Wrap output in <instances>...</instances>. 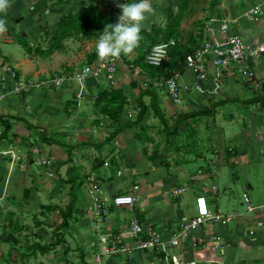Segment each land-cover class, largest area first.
Listing matches in <instances>:
<instances>
[{
    "label": "crops",
    "instance_id": "crops-1",
    "mask_svg": "<svg viewBox=\"0 0 264 264\" xmlns=\"http://www.w3.org/2000/svg\"><path fill=\"white\" fill-rule=\"evenodd\" d=\"M246 1L252 5L247 7ZM118 2L126 3L127 0ZM151 3L155 14L145 22L143 29L146 30L152 25L166 26L169 17L177 11L174 0H151ZM82 4H91L111 18H118L121 12L114 0H11V6L3 13L6 32L0 34V93L7 91L11 82L6 75L3 76L4 85H1L5 65L11 66L20 79L37 81L67 74L87 63L86 53L82 63L59 73L55 71L53 62L57 53L50 56L29 55L17 42V35L20 34L32 48L46 49L59 18L69 11H76ZM259 4L262 5V14L257 20L246 15L248 10ZM222 17L229 20L228 34H238L246 44L255 45L264 40V0H189L178 28L180 44L194 51L207 40H223L226 34L219 32L218 23L212 25L215 29L213 34L206 30L210 26V19ZM76 41L78 45L97 42ZM209 57L213 55L209 54ZM129 65L123 59L112 84L103 80L87 86L79 102L74 101L77 87L71 83L21 95L9 94L0 101V118L8 124V130H5L4 124L0 126V151H20V163L28 167L31 159L28 151L32 145L40 143L46 154L54 160L56 174L64 171L61 177H56L59 184L62 178L66 179L73 171V164L78 165L80 174L90 170L97 175L104 187L103 196L107 199L114 194L127 193L135 185L139 187L132 210L110 207L107 220L94 216L93 205L84 184L78 189L73 212L78 217L69 226L75 234L84 264H207L206 257L219 264H264V233H249L255 220L264 214V96H260L264 91L254 92L250 84L242 82L239 67L231 65L216 95L211 94L212 85L207 82L204 93L194 90L182 92V103L177 106L168 99L164 87H154L159 77L156 78L153 72L145 73L140 67L132 70ZM210 67L209 64L208 70ZM250 68L256 80L264 82V58L250 63ZM177 74L181 85L194 82L195 74L186 65ZM133 80L142 87H145L143 84L153 85L156 102L166 120H176L179 113L214 108L212 118H194L200 120V128L204 129L201 143L195 145L190 140L189 144L184 145L183 140L184 144L178 145L182 148L178 153L175 152L174 157L152 159L154 155L151 156L141 144L145 139L134 136L137 131L135 128H126L107 142L117 127L109 118L99 115L94 105L95 95L99 90L124 89L129 100L134 103L138 89H131ZM142 100L148 105L150 97L145 95ZM132 109V120L135 119L136 113L129 104L121 115V124L132 121L126 118ZM72 121L81 124V130L73 133L76 126L70 124ZM154 121L158 120L148 115L146 124L150 125ZM55 138L62 142H55ZM64 150L70 152L65 154ZM104 162L108 163L107 167L103 166ZM8 163L9 159L0 155V171L8 168ZM133 170L141 180L139 184H126ZM5 172H2L1 180H16L26 174L32 175L22 172L21 176L19 172H14L10 177ZM29 175L25 178L35 179ZM36 175L38 181L51 182L41 172ZM71 176L74 174L71 173ZM6 183L3 181V190L8 189ZM212 186L215 187L213 191ZM178 188H184V192L172 195L173 190ZM4 192L6 195L7 192ZM243 194L249 197L254 211H246ZM201 196L205 197L210 211L237 214V219L225 226L206 223L193 230L176 247L130 252L114 257L101 255L99 236L109 231L124 232L125 222L131 216L156 229L164 239H170L183 221L196 214L195 200ZM211 235L222 238L221 250L213 256L207 246L194 247L191 244V238H207ZM14 238L0 240V258L14 259L21 256L19 254L24 251L20 249L21 240L17 235Z\"/></svg>",
    "mask_w": 264,
    "mask_h": 264
},
{
    "label": "built area",
    "instance_id": "built-area-1",
    "mask_svg": "<svg viewBox=\"0 0 264 264\" xmlns=\"http://www.w3.org/2000/svg\"><path fill=\"white\" fill-rule=\"evenodd\" d=\"M262 14V5H256L246 12V15L257 20ZM214 23H218L219 32L226 34V37L221 41L207 40L201 47L195 49L193 53L186 56L185 65L191 68L195 74L194 82L181 85L178 81V74L175 73L172 77L164 81V88L168 99L174 105H181L182 92L194 90L198 93H204L206 83L212 85L211 94L216 95L217 91L222 87V80L226 71L231 65L238 66L243 83L250 84L254 92L264 91V82H258L250 68V63H254L261 58H264V40L255 45L246 44L243 39L236 33L228 34L229 20L228 18H213L210 19V26L206 27L208 33L215 32ZM175 40L170 39L165 42L157 43L150 47L144 57V62L150 67H159L169 59V51L175 46ZM209 54L213 57L210 58ZM123 62L122 56L111 62H101L99 59L93 63H86L79 68L73 69L67 74L61 76L46 77L42 80L20 79L15 70L5 65L2 71V86L4 85V77L9 76L11 85L7 91L0 93V101L9 94L21 95L22 93L35 88L51 87L59 88L66 81L76 83L77 91L74 94V101L79 102L87 88V83L90 79L95 82L106 81L112 84L118 73L119 67ZM210 64V70L208 65ZM131 69H137L129 65ZM260 96H264V93ZM137 113V109H134ZM131 114L128 113V116ZM1 126V118H0ZM31 156L29 166L20 163V151L6 150L0 151V154L7 157L10 166H20L23 170L38 169L41 174L49 181L55 178L56 168L54 160L49 157L45 149L41 145H32L29 149ZM264 160V158H263ZM24 165V166H23ZM104 167L108 166L107 162L103 163ZM83 184L87 196L90 198L93 205V214L97 219L107 220L110 207L115 209L128 208L132 210L136 201L137 191L139 187L133 186L132 189L124 194H114L107 199L103 196L104 187L97 175L88 170L83 176ZM215 190V187H211ZM184 192V188L174 189L172 195H179ZM242 201L247 212L254 211V207L250 203V199L246 194H243ZM196 214L181 223L179 229L171 236L170 239H164L163 236L153 227L142 224L135 217L131 216L125 222V231L113 233L112 231L105 232L99 236V245L102 252L110 257L128 254L137 251H158L169 247H176L181 241L186 240L191 232L206 223H217L226 225L229 221L237 219V214H222L221 212H212L207 206L205 197H197L195 200ZM256 231L264 233V214L255 220L253 228L249 233L253 235ZM191 244L195 246H207L212 256L215 252L221 250L222 238L219 235H211L207 238H191ZM207 264H219L216 260L206 257Z\"/></svg>",
    "mask_w": 264,
    "mask_h": 264
},
{
    "label": "rangeland",
    "instance_id": "rangeland-1",
    "mask_svg": "<svg viewBox=\"0 0 264 264\" xmlns=\"http://www.w3.org/2000/svg\"><path fill=\"white\" fill-rule=\"evenodd\" d=\"M246 2L248 3L247 7L252 5V3H249L250 1ZM198 27L201 26L199 25ZM149 28H147V30H149ZM161 28H165V25ZM19 35L17 36L19 37ZM149 47L150 45L147 41L141 40L140 46L131 55H122V58L131 64L136 58H139L143 53L149 50ZM65 49V52L57 53L58 56H56V58L53 60L56 67V72L69 71V69H72V67H74L75 65L82 63L84 61V59H82L84 58V55L96 49V42H84L81 45H78V41L70 39L65 41ZM70 83L71 85L74 84L75 86H77L76 83L73 81L64 82L63 85H69ZM163 83L164 81L160 78V80L156 83V86L154 87L162 89L164 87ZM10 85L11 83L9 84L8 88L10 87ZM143 85L147 86V84ZM49 89L54 88H35L31 89L30 91H26V93L31 91ZM129 103L133 108V102L129 100ZM128 106L129 104L126 105L125 108L127 109ZM95 109L97 110L96 107ZM129 112L131 114V112H133V109ZM86 113L87 110L84 112L85 116ZM125 113L127 114V110ZM150 115L152 116L151 113ZM126 118H128V120H132V115L128 116L127 114ZM152 118L155 120L153 116ZM91 120L92 118L90 119V121ZM174 121H176L174 118L166 120L170 130V126L174 125ZM70 124L76 126L75 129H73V133L77 130H81L82 128L81 124L77 125V121H72ZM162 128L163 126L159 121H154L150 123V125L146 124L145 129L143 130L135 128L137 131L134 132L135 134L133 133L136 138L137 135H141L139 138L145 139L144 142H142L141 144L145 146L144 149H146L150 154H153L154 152V157L155 155L159 157H174L175 152L178 153L180 148H182L180 146L178 147V145L184 143V145L189 144L190 140H193L196 145L198 144V142L201 143V140H203L202 135L204 134V131L202 130L204 129H202V127L200 128V120L198 119L192 121L190 119L189 121H187V124L181 125L179 131L183 132H178L176 135L166 134V130H163ZM132 130H134V128ZM108 132L110 133L111 131ZM208 136L209 135H207V138ZM147 138H150L151 141ZM183 140L184 143H182ZM54 141L62 142L58 138H55ZM38 144L40 145V143ZM64 151L65 154L66 152H70V150ZM61 154L64 157L66 156L65 154H63V152ZM68 157L69 155H67V158ZM77 166L78 165L73 164L74 170L71 173L77 175V178H79V180H82L81 177L85 171L80 174V171L77 169ZM130 169L132 170L133 167ZM2 172H5V174L8 173V176L12 175L14 172H19L20 175L22 174V172H28L32 175H21L22 177L16 180H13L12 178H6V180L0 179V240H12V236L15 237L17 235V237L21 240H19L21 242L20 249L24 250L22 253L19 254L21 256L14 257V259L10 257L0 258V264H84L81 260V256L79 253L80 250L78 248V243L76 241L75 234L70 231L71 226H68L67 228H60L59 226L61 220L58 211L59 208L64 209L67 206L69 201V190L71 189L70 182L65 185L62 183L59 184L60 181H56V177H61L64 171H62V174H55V178L51 180V182L47 181L49 184H47L46 181H38L36 179V176H38L36 174H38L39 172L38 169H29L27 171H23L20 166H10L9 162L8 168L5 167V170L2 169L0 171V178H3ZM28 175L34 177L35 179H26L25 177ZM129 177V180L127 182L125 181L126 184H139L138 182L141 180L140 176L135 170L132 171ZM67 179L68 177H66V179L62 178L61 180L67 181ZM3 181L4 183L7 182L6 185L8 184L7 190H3L1 188ZM4 191L7 192L6 195L3 194ZM72 191L75 193V195L78 194L77 187L73 186ZM3 198L4 200H1ZM72 216L73 219L69 220V224L74 223V221L78 217V215L74 213L72 214ZM12 230L15 231L14 235H11ZM94 235H97V233H94ZM36 244L41 246H50V249L47 251L46 254H39L37 252L35 253L33 248Z\"/></svg>",
    "mask_w": 264,
    "mask_h": 264
},
{
    "label": "trees",
    "instance_id": "trees-1",
    "mask_svg": "<svg viewBox=\"0 0 264 264\" xmlns=\"http://www.w3.org/2000/svg\"><path fill=\"white\" fill-rule=\"evenodd\" d=\"M176 3L177 11L172 14L167 20L165 28H161L158 25H152L149 30L143 29L141 35L142 40L147 41L151 46L165 42L170 39L175 40V46L169 51V59L161 64L159 67H150L145 64L144 57L148 50L143 53L139 58H136L132 65L133 67H140L145 73L153 72L156 78H161L163 81L172 77L175 73L180 71L185 67L186 56L193 53L192 50H188L183 45L180 44V34H179V24L183 19L184 11L188 7L189 0H174ZM3 18V13H0V19ZM4 19V18H3ZM118 22V18H111L108 15L103 14L95 6L89 4H82L76 11H69L59 18L56 24L55 33L49 38L48 46L46 49L42 48H32L24 38L19 35L17 36V42L21 45L26 54L32 55H42L50 56L53 53H60L65 50L64 42L69 39H75L79 41H97L106 25L115 24ZM149 47V49H150ZM87 63H93L98 60L96 49L86 55ZM133 70V69H132ZM95 80L90 79L87 86L94 85ZM152 84H147V86L142 87L138 85L137 81L133 80L131 82V89H138V94L134 99L132 104L134 109H137L135 119L131 122L121 124V115L124 113V108L129 103V98L124 89H110V90H99L95 95L94 105L98 110L99 115L106 116L111 120L112 123L116 124L115 131L110 135L106 141L108 142L111 138L115 137L116 134L124 131L126 128H138L139 130L145 129L146 119L150 113L157 119L163 126V130H166V134L176 135L178 132L181 133L180 126L189 121L190 119L199 116H209L213 117V112L211 109H204V111H197L191 113H179L177 115L174 125L169 126L165 118L163 117L160 108L158 107L156 96L154 94V88ZM150 97V102L146 105L142 98L144 96ZM263 100V98L261 99ZM1 124H4L5 130H8V124L1 119ZM173 129V130H172ZM170 130V131H169ZM193 133V132H192ZM141 135H137L139 138ZM151 141L150 138H147ZM44 141H46L43 138ZM189 148V146H188ZM154 155L151 154V156ZM150 156V157H151ZM159 156L153 157L156 159ZM72 170H74L72 168ZM68 174L67 181L61 180L62 184L67 185L70 182L71 189L69 190V201L64 209H60L58 214L61 219L60 228H67L69 226V220L73 219L72 214L74 212L77 196L72 191L73 186L79 189L83 184L82 180L77 178V175L71 176ZM13 235V230L11 232ZM15 240L14 236H12ZM34 252L39 254H45L50 249V246L38 245L34 246Z\"/></svg>",
    "mask_w": 264,
    "mask_h": 264
},
{
    "label": "clouds",
    "instance_id": "clouds-1",
    "mask_svg": "<svg viewBox=\"0 0 264 264\" xmlns=\"http://www.w3.org/2000/svg\"><path fill=\"white\" fill-rule=\"evenodd\" d=\"M114 2L121 10L118 22L106 25L96 42V53L101 62H111L122 55H131L140 46L145 22L155 14L151 0ZM10 6L11 0H0V13L6 12ZM5 32L6 22L0 19V34Z\"/></svg>",
    "mask_w": 264,
    "mask_h": 264
}]
</instances>
